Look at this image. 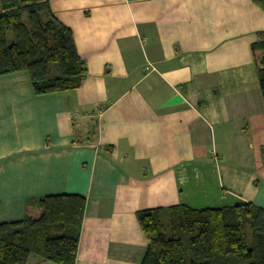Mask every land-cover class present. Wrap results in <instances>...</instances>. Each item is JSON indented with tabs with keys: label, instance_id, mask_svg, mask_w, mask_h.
I'll return each mask as SVG.
<instances>
[{
	"label": "crops",
	"instance_id": "1",
	"mask_svg": "<svg viewBox=\"0 0 264 264\" xmlns=\"http://www.w3.org/2000/svg\"><path fill=\"white\" fill-rule=\"evenodd\" d=\"M87 76L37 96L0 75V222L30 200H86L75 264H141L144 210H264V100L252 0H49ZM29 264H36L31 256ZM38 264H53L41 262Z\"/></svg>",
	"mask_w": 264,
	"mask_h": 264
},
{
	"label": "trees",
	"instance_id": "2",
	"mask_svg": "<svg viewBox=\"0 0 264 264\" xmlns=\"http://www.w3.org/2000/svg\"><path fill=\"white\" fill-rule=\"evenodd\" d=\"M264 10V0H252ZM264 100V38L252 45ZM27 71L37 96L77 90L87 76L70 29L49 0H0V75ZM86 200H30L20 222H0V264H75ZM148 246L141 264H264V210L254 205L137 213Z\"/></svg>",
	"mask_w": 264,
	"mask_h": 264
}]
</instances>
